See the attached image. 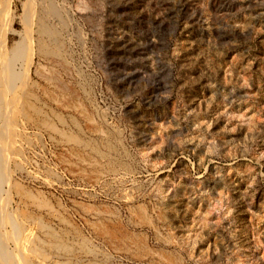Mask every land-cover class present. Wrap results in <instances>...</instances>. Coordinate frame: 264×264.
<instances>
[{
	"label": "rangeland",
	"instance_id": "obj_1",
	"mask_svg": "<svg viewBox=\"0 0 264 264\" xmlns=\"http://www.w3.org/2000/svg\"><path fill=\"white\" fill-rule=\"evenodd\" d=\"M53 1L0 0V264H264V0Z\"/></svg>",
	"mask_w": 264,
	"mask_h": 264
},
{
	"label": "bare ground",
	"instance_id": "obj_2",
	"mask_svg": "<svg viewBox=\"0 0 264 264\" xmlns=\"http://www.w3.org/2000/svg\"><path fill=\"white\" fill-rule=\"evenodd\" d=\"M31 3V1H30ZM33 3V2H32ZM36 19L38 21V31L41 35H45L47 37H55L56 32H55V28L52 27V24H50L49 20H54L57 21L59 26L60 25H64L66 23V20L64 18V16L60 13V11L58 10L57 6L55 5L53 0H41V2L36 5ZM58 33V32H57ZM59 34V33H58ZM58 37V36H57ZM56 37V38H57ZM59 38V37H58ZM61 40V39H60ZM52 75V74H51ZM48 75V79L51 81H57L54 77L55 75L53 74L52 76ZM40 76V75H39ZM47 79V78H46ZM59 82V81H58ZM60 83V82H59ZM56 84V83H55ZM63 86V85H62ZM70 94V93H69ZM63 95V94H62ZM12 105V103H11ZM8 106H10V104H8ZM10 108V107H9ZM7 109V108H6ZM10 110V109H8ZM10 111H8L9 113ZM7 116V115H6ZM8 119V117H7ZM5 119V120H7ZM2 125V124H1ZM8 128V127H7ZM9 129V128H8ZM2 130V129H1ZM0 130V131H1ZM4 131V130H3ZM11 131L10 130H7ZM2 132V131H1ZM7 132L5 133L7 135ZM12 132V131H11ZM10 132V134H11ZM1 135V134H0ZM12 135V134H11ZM1 137V136H0ZM12 138V137H11ZM1 141L3 142V138H0ZM8 140V138L6 139ZM12 140V139H11ZM10 140V141H11ZM5 141V140H4ZM6 143H11V142H6ZM2 145V144H1ZM6 146V144H5ZM4 146V147H5ZM10 147V146H9ZM3 152V151H2ZM8 153V151H7ZM6 177V175H5ZM1 208V207H0ZM6 221V220H5ZM9 233V232H8ZM10 236V235H9ZM15 236V235H14ZM8 255V254H7ZM8 258V257H7ZM8 261V260H7ZM9 262V261H8ZM7 264V263H6ZM9 264V263H8ZM12 264V263H10Z\"/></svg>",
	"mask_w": 264,
	"mask_h": 264
}]
</instances>
